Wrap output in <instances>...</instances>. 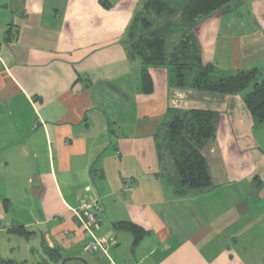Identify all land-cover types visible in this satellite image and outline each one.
I'll return each instance as SVG.
<instances>
[{"label":"crops","instance_id":"1","mask_svg":"<svg viewBox=\"0 0 264 264\" xmlns=\"http://www.w3.org/2000/svg\"><path fill=\"white\" fill-rule=\"evenodd\" d=\"M141 2L0 0V231L23 227L64 264H107L83 250L72 209L87 196L116 264H264V140L238 94L169 88L164 68L141 92L126 37ZM192 32L203 63L260 67L264 0H233ZM169 108L219 114L202 150L211 185L181 196L163 147ZM118 222L144 231L136 245Z\"/></svg>","mask_w":264,"mask_h":264},{"label":"trees","instance_id":"2","mask_svg":"<svg viewBox=\"0 0 264 264\" xmlns=\"http://www.w3.org/2000/svg\"><path fill=\"white\" fill-rule=\"evenodd\" d=\"M101 1L108 5L107 0ZM232 1L142 0L129 23L126 36L130 58L139 61L142 93L149 94L153 90L149 69L164 68L169 88L193 89L218 95L238 94L254 125L258 127L264 123L262 67L230 71L203 63L192 32V26L198 19L225 9ZM167 111L169 119L161 126V131L163 147L170 153L176 170L173 184L175 194L181 196L190 189L209 187L211 176L202 150L215 137L219 114L199 108H169ZM115 225L132 233L134 245L144 233L132 223L118 222ZM9 231L23 237L30 235L20 226ZM44 252L55 263L63 260L56 249L45 247ZM0 264L17 263L0 256Z\"/></svg>","mask_w":264,"mask_h":264},{"label":"rangeland","instance_id":"3","mask_svg":"<svg viewBox=\"0 0 264 264\" xmlns=\"http://www.w3.org/2000/svg\"><path fill=\"white\" fill-rule=\"evenodd\" d=\"M173 38L172 40H175ZM261 71L264 73V64L261 65ZM257 136H260L264 140V123L257 127ZM22 209L11 210V216L18 217ZM4 220H2L3 225ZM28 242V243H27ZM18 235H9L5 231H0V255L3 258H13L18 263L25 261L26 264H43L48 263L49 259L47 255L38 247L37 239L27 241ZM32 247H37L38 251H31ZM12 248L13 250H10ZM61 264V263H60Z\"/></svg>","mask_w":264,"mask_h":264},{"label":"built area","instance_id":"4","mask_svg":"<svg viewBox=\"0 0 264 264\" xmlns=\"http://www.w3.org/2000/svg\"><path fill=\"white\" fill-rule=\"evenodd\" d=\"M73 214L79 222L80 228L89 237L83 246V250L90 254H104L107 257V264H116L108 254V247L114 243L112 238H98L94 235L93 230L100 222V209L96 206L95 200L83 196L81 205L77 209H72Z\"/></svg>","mask_w":264,"mask_h":264},{"label":"water","instance_id":"5","mask_svg":"<svg viewBox=\"0 0 264 264\" xmlns=\"http://www.w3.org/2000/svg\"><path fill=\"white\" fill-rule=\"evenodd\" d=\"M61 264H64V260H62Z\"/></svg>","mask_w":264,"mask_h":264}]
</instances>
